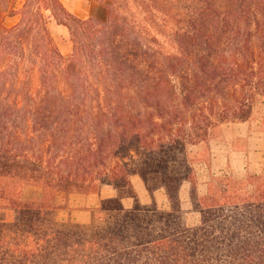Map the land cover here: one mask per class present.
I'll return each mask as SVG.
<instances>
[{
    "label": "trees",
    "instance_id": "trees-1",
    "mask_svg": "<svg viewBox=\"0 0 264 264\" xmlns=\"http://www.w3.org/2000/svg\"><path fill=\"white\" fill-rule=\"evenodd\" d=\"M159 1L110 0L99 20L62 0H0V264H264V168L192 190L195 225L180 195L195 184L188 146L264 98V0H198L173 26ZM51 18L69 29L72 56ZM27 183L42 194L25 199ZM106 186L117 195L90 223L58 220L62 194Z\"/></svg>",
    "mask_w": 264,
    "mask_h": 264
},
{
    "label": "rangeland",
    "instance_id": "rangeland-1",
    "mask_svg": "<svg viewBox=\"0 0 264 264\" xmlns=\"http://www.w3.org/2000/svg\"><path fill=\"white\" fill-rule=\"evenodd\" d=\"M23 1V0H21ZM70 11L82 18L95 17L99 20H105L108 17V5L110 0H62ZM199 3L198 0H160L159 16L166 18L168 26L177 24L178 20L185 15L184 9L193 4ZM132 11L136 13L139 18H144V14L140 10L131 5ZM19 20V16H7L4 19V23L7 26L16 24ZM2 21L0 14V22ZM166 23V24H167ZM50 32L52 33L56 45L65 57H70L73 54V42L71 40L69 29L57 23L53 18L48 23ZM165 28V27H164ZM166 27L163 30H169ZM152 34L156 36L164 47V51L168 54L176 52L174 45L167 41L166 35L158 33L152 29ZM258 111L260 117L264 116V98L257 96L254 102L253 114ZM252 116V115H251ZM250 119V118H249ZM238 122H225L217 124L210 133V137L207 141L196 145H189L187 149V156L194 168V182L192 187L191 181L183 183L180 195L182 199L183 208L187 212L188 222L191 225H195L199 220V214L194 211L193 203L191 199L192 190H195L199 195H205L209 189V183L216 184V179L220 176L227 174L238 179H244L248 175L260 173L264 168V154L251 155L246 157L245 154H232V160L229 164L225 165L226 147L225 142L232 143L235 149H245L248 145L246 137H236L234 135V129H230V124ZM229 124V127H225ZM232 126V125H231ZM264 128V123H263ZM217 150L220 153V161L213 162L212 152ZM139 176V175H137ZM143 181V180H142ZM144 182V181H143ZM26 185L36 186L39 192L37 193L26 191L23 196L25 199H31L39 197L42 194V187L36 183H27ZM25 185V186H26ZM163 199L159 201L161 208H167L169 205L168 197L165 191L161 189ZM64 198V197H63ZM149 204V203H148ZM57 216V215H56ZM58 218V217H57Z\"/></svg>",
    "mask_w": 264,
    "mask_h": 264
},
{
    "label": "crops",
    "instance_id": "crops-1",
    "mask_svg": "<svg viewBox=\"0 0 264 264\" xmlns=\"http://www.w3.org/2000/svg\"><path fill=\"white\" fill-rule=\"evenodd\" d=\"M259 113L256 112L250 117V119L244 122L232 123L230 124V129H234V135L236 137H246L247 138V147L245 149H235L233 144L228 142L224 143L226 147V155L224 158L225 165L227 166L232 160V154H245L246 157L251 155L264 154V116H258ZM232 125V126H231ZM225 127H229V124ZM213 130H211L212 132ZM203 143V142H202ZM213 162L220 161V153L217 150L212 152ZM132 183L139 195L140 201L143 204H148L152 202V195L148 191L145 183L142 181L140 176H132ZM31 191L34 193L39 192L36 186L26 185L24 187V192ZM162 190H156L154 192V198L159 204V201L163 199ZM23 192V194H24ZM166 194V193H165ZM58 200V203L61 205H66V207L59 209L57 212L58 220L60 221H72L80 224L90 223L92 216L96 209L100 207V204L103 199L114 197L117 195L116 190L111 186H106L101 188L98 192L93 193H69L62 194ZM167 196V195H166ZM64 197V198H63ZM123 203L125 207H132L134 201L132 198H124Z\"/></svg>",
    "mask_w": 264,
    "mask_h": 264
}]
</instances>
